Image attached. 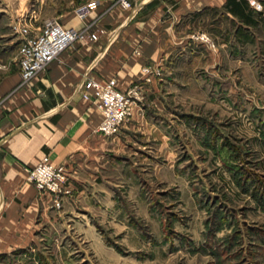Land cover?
Wrapping results in <instances>:
<instances>
[{
    "label": "crops",
    "instance_id": "0c3cea01",
    "mask_svg": "<svg viewBox=\"0 0 264 264\" xmlns=\"http://www.w3.org/2000/svg\"><path fill=\"white\" fill-rule=\"evenodd\" d=\"M257 1L262 12L249 0H140L131 9L118 0H35L33 8L31 0H0V264H85L86 252L108 250L101 228L125 234L136 242L132 249L144 248L128 214L150 222L144 187H177V78L212 79L233 70L245 76L247 62L264 76V0ZM83 6L89 15L82 20L76 12ZM51 19L99 40H78L23 83L14 27L39 32ZM198 34L211 44L195 41ZM113 79L124 93L139 86L142 100L119 134L107 137L98 132L101 112L83 99L87 88L80 86ZM250 104L264 123L261 107ZM179 118L214 153L204 143L213 120L195 113ZM47 155L71 177L73 193L61 210L27 181Z\"/></svg>",
    "mask_w": 264,
    "mask_h": 264
},
{
    "label": "rangeland",
    "instance_id": "374dc122",
    "mask_svg": "<svg viewBox=\"0 0 264 264\" xmlns=\"http://www.w3.org/2000/svg\"><path fill=\"white\" fill-rule=\"evenodd\" d=\"M235 64L230 62L231 69ZM256 66L247 62L245 76L233 70L212 79L177 78V187H144L150 222L128 214L143 237L142 250L132 249L136 242L125 234L101 228L108 250L86 252L85 264H264V123L250 104L264 112V76ZM237 87L245 104L237 101ZM191 113L207 114L238 146L241 159H229L238 169L229 170L226 159L206 151L200 132L179 118Z\"/></svg>",
    "mask_w": 264,
    "mask_h": 264
},
{
    "label": "built area",
    "instance_id": "2783aa9c",
    "mask_svg": "<svg viewBox=\"0 0 264 264\" xmlns=\"http://www.w3.org/2000/svg\"><path fill=\"white\" fill-rule=\"evenodd\" d=\"M133 1L140 0H118V3L124 9H131ZM249 5L258 12L263 11V5L257 0H249ZM76 15L82 20L87 18L89 7L79 8ZM14 31L21 40L19 64L23 83H28L45 72L78 40L88 37L92 41L99 40V35H88L86 31L66 28L58 19L46 21L39 32H34L23 25L15 26ZM193 39L204 44H211V40L206 34L193 35ZM146 72L149 74L155 72L160 75L154 70L147 69ZM85 87L87 90L82 92L83 99L101 112L103 120L98 132L107 137L119 134L121 128L131 120L133 106L142 100L139 86H134L124 93L119 91L117 81L114 79L105 84L95 80H85L80 89ZM27 181L34 184L40 193L53 197L54 207L57 210L63 208L65 198L70 197L73 193L71 177L67 168L55 166L48 155L44 156L34 169L28 171Z\"/></svg>",
    "mask_w": 264,
    "mask_h": 264
},
{
    "label": "trees",
    "instance_id": "16d2710c",
    "mask_svg": "<svg viewBox=\"0 0 264 264\" xmlns=\"http://www.w3.org/2000/svg\"><path fill=\"white\" fill-rule=\"evenodd\" d=\"M206 124L203 125L204 128H206ZM208 128V137L205 140L206 143L214 150L218 156L222 157L223 160L226 159L225 161V167L228 168L229 170L233 169H238L237 164H232V162L229 161V159L234 156L236 160L241 159L242 157V152L239 151L238 146L234 145L233 142L230 141V138H222L219 135V131L216 130L212 126H207ZM221 141V142H219ZM216 147H220L221 151L219 152V149ZM218 149V150H217Z\"/></svg>",
    "mask_w": 264,
    "mask_h": 264
}]
</instances>
